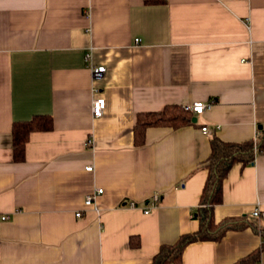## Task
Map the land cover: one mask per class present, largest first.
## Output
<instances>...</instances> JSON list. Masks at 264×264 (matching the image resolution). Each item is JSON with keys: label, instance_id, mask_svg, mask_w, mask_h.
<instances>
[{"label": "crops", "instance_id": "crops-1", "mask_svg": "<svg viewBox=\"0 0 264 264\" xmlns=\"http://www.w3.org/2000/svg\"><path fill=\"white\" fill-rule=\"evenodd\" d=\"M212 100L192 124L148 128L135 145L140 112ZM39 115L54 128L31 133L16 162L13 123ZM261 131L264 0H0V264H151L200 228L213 137ZM228 175L214 219L264 225V153ZM261 242L231 231L188 245L182 264H233Z\"/></svg>", "mask_w": 264, "mask_h": 264}, {"label": "trees", "instance_id": "trees-1", "mask_svg": "<svg viewBox=\"0 0 264 264\" xmlns=\"http://www.w3.org/2000/svg\"><path fill=\"white\" fill-rule=\"evenodd\" d=\"M134 127L135 145L141 147L146 143L148 128L172 127L174 129L193 123V114L184 107L169 105L162 111L140 112ZM54 128L51 116L39 115L30 120L14 122L12 129L13 153L16 162L26 158V144L33 132L50 131ZM212 152L208 157L206 167L208 179L205 183L199 207L195 216L200 220L198 231L181 236L173 244H163L151 264H182L184 252L188 245L202 241H221L228 232L244 231L250 228L261 236L262 242L256 250L238 259L233 264H260L264 252V225L258 220L244 215L242 217L225 219L217 222L214 219L215 207L223 202V184L229 177V171L235 164H251L257 154L264 153V131L256 139L242 143L224 142L219 137H213Z\"/></svg>", "mask_w": 264, "mask_h": 264}, {"label": "built area", "instance_id": "built-area-1", "mask_svg": "<svg viewBox=\"0 0 264 264\" xmlns=\"http://www.w3.org/2000/svg\"><path fill=\"white\" fill-rule=\"evenodd\" d=\"M140 39H137L136 42H139ZM106 72V67L105 66H95L94 68H92V75H93V79L95 80H102L103 79V76ZM95 93L96 96L92 102V112H93V116L94 118H99V117H102L105 110H106V100L105 98H103L101 95H98L99 94V89L96 88L95 90ZM214 100L212 101H197V102H194V103H191V104H188V105H185L183 106L184 109L190 113H192L193 115L195 116H198L200 114H203L205 113L206 111H210L212 109V107L214 106ZM202 131L203 133H206L208 134L209 133V130L208 128L205 126L202 128ZM88 170L92 171L93 170V167L92 166H89L88 167ZM103 188H99L96 193H92L90 195H88L85 199V204L87 206H90L94 203V200L97 196H99L101 193H103ZM160 200V197L157 195L155 198H154V201H153V205H155L157 203V201ZM146 212H149L146 211ZM82 213L79 212L77 214V216H81ZM254 216L255 217H258L259 216V212L258 211H255L254 213Z\"/></svg>", "mask_w": 264, "mask_h": 264}, {"label": "water", "instance_id": "water-1", "mask_svg": "<svg viewBox=\"0 0 264 264\" xmlns=\"http://www.w3.org/2000/svg\"><path fill=\"white\" fill-rule=\"evenodd\" d=\"M195 121H197V119H195Z\"/></svg>", "mask_w": 264, "mask_h": 264}]
</instances>
